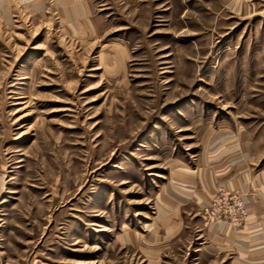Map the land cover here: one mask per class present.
I'll return each instance as SVG.
<instances>
[{"label":"rangeland","instance_id":"1","mask_svg":"<svg viewBox=\"0 0 264 264\" xmlns=\"http://www.w3.org/2000/svg\"><path fill=\"white\" fill-rule=\"evenodd\" d=\"M80 1L0 0V264H264V0Z\"/></svg>","mask_w":264,"mask_h":264},{"label":"built area","instance_id":"2","mask_svg":"<svg viewBox=\"0 0 264 264\" xmlns=\"http://www.w3.org/2000/svg\"><path fill=\"white\" fill-rule=\"evenodd\" d=\"M235 206L237 207L238 215L241 218H244L245 216H247V210L245 209V206L242 202L236 203Z\"/></svg>","mask_w":264,"mask_h":264},{"label":"crops","instance_id":"3","mask_svg":"<svg viewBox=\"0 0 264 264\" xmlns=\"http://www.w3.org/2000/svg\"><path fill=\"white\" fill-rule=\"evenodd\" d=\"M62 2H64L65 4H67V5H69L70 6V4L72 5V4H79L81 1L80 0H61Z\"/></svg>","mask_w":264,"mask_h":264}]
</instances>
